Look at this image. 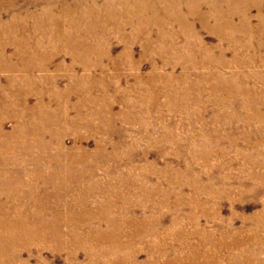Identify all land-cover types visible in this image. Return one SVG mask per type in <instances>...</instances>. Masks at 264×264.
I'll return each mask as SVG.
<instances>
[{
	"label": "rangeland",
	"instance_id": "1",
	"mask_svg": "<svg viewBox=\"0 0 264 264\" xmlns=\"http://www.w3.org/2000/svg\"><path fill=\"white\" fill-rule=\"evenodd\" d=\"M210 5L224 0H0V67H14L0 70V175L14 178L0 181L8 186L0 206L23 200L29 217L26 201L50 196L42 195L54 185L41 181L39 195L23 192L31 188L26 176L37 175L33 158L39 171L63 175L52 195L85 199L87 209L115 186L124 210L112 225L124 228V243L125 220L140 229L117 255L120 264H264V0H237L234 10ZM58 30L69 44L89 40L78 46L94 50L86 68L53 35ZM36 55L44 57L35 63ZM218 78L224 89L210 87ZM97 145L112 159L72 162ZM41 152L48 165H39ZM36 246L14 239L19 254L10 264L112 259L99 246H79L74 257L69 248Z\"/></svg>",
	"mask_w": 264,
	"mask_h": 264
},
{
	"label": "bare ground",
	"instance_id": "2",
	"mask_svg": "<svg viewBox=\"0 0 264 264\" xmlns=\"http://www.w3.org/2000/svg\"><path fill=\"white\" fill-rule=\"evenodd\" d=\"M187 1L200 2L201 0H187ZM212 1H214L215 4H219L221 0H210V2ZM236 5H237V0H224L225 7L222 5L214 6V7L210 5V11H215V10L222 11L225 9L234 10L236 9ZM222 24L226 26L228 25V22L224 21L222 22ZM53 35H55V37L61 38V40L59 41L63 43L64 49L67 50L74 59L79 60L81 64L83 65V67L86 68L85 59L88 55L93 54L94 50L92 48V50L88 52L87 50H83L78 46L79 45L90 46L89 40L87 39L85 41H81V40L74 39L72 44H69L67 37H62L61 30L55 31ZM92 40H93V43H95L96 39L93 34H92ZM50 42H51V45H50L51 48L55 49L56 39L52 37ZM35 45H37V43ZM16 46L19 47V45H16ZM0 49L3 50V47H0ZM75 53L78 54L79 56L74 55ZM2 56L5 61L8 60L5 54H2ZM36 56H37V59L35 60V63H37L39 59H43L44 57L42 55H36ZM102 57L103 56L99 53H97L94 56V58L97 60H102ZM10 59H12V57ZM21 63L24 65L25 62L22 60ZM98 63L99 64H93L91 67L101 66V62H98ZM5 66L6 64L1 65L0 70L14 68L12 66H9V67H5ZM10 78L11 77L9 76V79ZM21 80L24 81V79H21ZM150 80L152 81L153 77ZM222 81H224V79L218 78L217 81L210 87H214L213 89H216L217 87L223 88V86H225V83L222 84ZM7 94L12 95V93H8V92ZM2 96L3 94L0 96V98H2ZM91 100H92V97H91ZM40 101L42 100L40 99ZM63 104L65 106V104L67 103H63ZM38 106L43 108L44 105L39 104ZM107 121H108L107 124H111L110 120H107ZM99 131H101V129L97 128L96 132H99ZM5 135L6 133L0 128V136H5ZM18 142L20 144L23 143L21 139ZM53 147L55 146H52V149ZM55 148L58 151L63 152V154L65 151H67V149H64L63 145L59 146L57 144V147ZM101 150H102V146L99 147L97 145L95 149V153H93L94 155H91L89 153L88 156H85L87 151H82L80 153L79 152L73 153L74 158L72 159V162L73 163H77L79 161L83 162L87 158L91 159V157H95V156H99V158L97 159V162H103L106 159H112V156L103 155L104 152L101 153L100 152ZM44 153L45 152H41V154L38 155V160L40 162L39 165H41L43 162H47V161L42 160ZM47 165H48V162H47ZM30 168L32 169L36 168L37 172H33L31 174H37V175H35L36 177L26 176V181L30 185L31 187L30 189H32L33 187H37V189L33 191H27V190H30V189H27L23 191L25 194H29L31 196L39 195L42 192L41 186H37V184H39V181H41L44 184L54 185V188L49 193H45L42 195V196L50 195L47 199H43L39 201L30 199L29 201H26L28 202L27 208L29 210V213L31 214L29 215V217H27L26 205L24 204L23 200L19 206H13L9 209L8 207L0 206V262L2 264H10L11 261H13V259H15L16 256L19 254L17 248L11 250V244H13V241L15 239L18 243V246L24 247V248L27 247V249L29 248L28 247L29 245H37L36 246L37 249H39V247H43V248L52 247V248H57V249L69 248L70 257L75 256L74 252L79 246H90L92 248H96L95 246H99L100 248L99 249L96 248V250L100 251L101 253H104L106 255H109L111 253L110 256H112V259L110 260V264H120L118 261L117 255H120L123 252L122 248L124 246H127L126 244L127 243L129 244L133 240L132 234H135V232H138L140 229H138L137 227L138 223L134 219L129 218L128 220H125L124 226L131 228V235L130 237H128V239L130 240L128 242H125L126 243L125 244L122 240L124 232L121 233L122 230L125 231L124 228L123 229L115 228L112 225L111 218L115 217L113 213L116 212V216L121 215L122 211L124 210L123 205H120L121 201L118 198L119 194L115 186L112 185V188L110 189V191L107 189L108 196L110 198H107L103 203H101L96 208V210H91L90 208L87 209V204L85 203V199H78L79 197H76V198L74 197L63 198L62 197L63 200H61L59 199L58 195L57 196L52 195V194L58 193L57 191L58 187L56 184L61 185L63 183V175L57 176L56 174L51 173V172L46 173V172L39 171V169H37V165H35L33 158H30ZM94 168L95 167H93L92 169ZM1 172H5V168L1 170ZM92 172H93L92 176H94L95 172L94 171ZM51 175L55 177L56 182L55 180H52L49 178ZM71 176L72 175L69 176V179L71 178ZM4 178L7 179L12 185L14 184V178L12 176L0 175V181ZM78 178H79L78 173H76L75 179H78ZM112 181L113 180L109 182H112ZM92 185L94 184L92 183ZM68 187H69V184H66V190L63 189L64 190L63 194H70L68 191ZM110 187L111 185L109 186V188ZM7 189H8V186L1 188L0 194L2 192H5ZM12 189H13V186L10 187L9 191L11 192ZM8 202L9 200H5V203H8ZM75 202L77 204V207L81 208L79 209V212L82 213L81 215L79 214L78 211H76L77 207L75 208ZM33 210L39 211V213L32 215ZM43 221H45V223L47 224L45 228L37 229V231H35V229L25 228L27 224L40 223ZM95 221L98 223L101 222L105 224L106 227H109V228L106 230H99V228H95L96 230L88 228L86 223H95ZM64 225H69V229H67L66 227H65L66 230L62 229L61 227H64ZM87 229L89 230L88 234H87ZM13 232L16 234H14ZM31 242H35V243H31Z\"/></svg>",
	"mask_w": 264,
	"mask_h": 264
}]
</instances>
